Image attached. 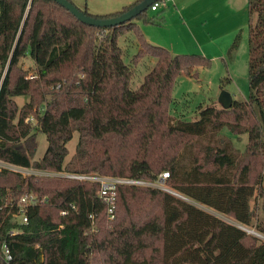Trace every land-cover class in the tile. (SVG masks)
<instances>
[{"label": "trees", "instance_id": "1", "mask_svg": "<svg viewBox=\"0 0 264 264\" xmlns=\"http://www.w3.org/2000/svg\"><path fill=\"white\" fill-rule=\"evenodd\" d=\"M124 1L107 16L82 11L117 17L144 0ZM248 10L249 99L229 109L200 105L199 118L187 121L173 113V89L181 75L197 78L211 60L151 44L139 23L162 26L160 13L145 11L104 29L54 0H0V161L149 183L168 172V188L186 198L119 185L111 214L97 182L1 169L0 264H264V241L241 228L264 235V0H248ZM131 34L139 47L132 63L142 56L154 61L136 89L119 41ZM27 59L34 74L23 67ZM20 97L27 99L23 106ZM225 129L247 136L245 152ZM39 132L48 141L41 160ZM76 133L75 154L66 162ZM27 194L44 202L29 207L22 224L15 215ZM4 245L13 260H6Z\"/></svg>", "mask_w": 264, "mask_h": 264}, {"label": "rangeland", "instance_id": "2", "mask_svg": "<svg viewBox=\"0 0 264 264\" xmlns=\"http://www.w3.org/2000/svg\"><path fill=\"white\" fill-rule=\"evenodd\" d=\"M80 10L87 11L89 14L97 16H107L112 13L121 11L125 6L124 0H70ZM225 8L217 11L216 15H209L211 34L216 39L211 45L206 46L207 38L198 33L191 32L190 28L184 27L186 22L179 21L176 16L170 14V9L175 8L173 2H167L160 6L159 10L165 12L167 24L162 28L153 25L141 23V30L147 40L154 45H159L167 49L174 55L201 54L211 60V67L200 69L197 78L181 75L173 89V98L176 103L172 106L173 113L177 117L187 121H195L199 118L198 107L200 105L207 106L211 102L217 107L221 106L218 101L222 91H228L232 98L237 101H245L250 97L249 82V10L248 0H224ZM150 15H154L149 10ZM182 22V23H181ZM185 24V25H184ZM183 25V26H182ZM190 31V32H188ZM234 33V36L232 37ZM237 35V36H236ZM238 38L236 48L234 38ZM206 40V41H205ZM120 45L125 50V61L132 67L133 88L136 89L143 81L145 75L154 66V61L147 56H142L138 62H133V57L139 52L136 38L133 34L124 38H120ZM178 52H172L168 46L173 44ZM165 43V44H164ZM147 47L144 46V49ZM24 69L30 74L36 72V65L31 59L24 60ZM27 99L17 98L19 106H23ZM224 136L229 139L234 148L240 152H245L248 144L246 135L240 139L231 133L228 129L223 131ZM79 134L76 133L74 138L68 144L69 155L66 162H69L76 151ZM37 153L36 159L41 160L47 151L48 141L46 135L39 132L37 134ZM173 191V190H172ZM175 192V191H173ZM259 204L262 200L257 196L252 201V209L255 215H259ZM208 212L215 214L222 219L232 222L231 219L220 216L212 209L205 208ZM250 235H253L264 241V235L257 232L254 228L244 227ZM252 232V233H251Z\"/></svg>", "mask_w": 264, "mask_h": 264}, {"label": "built area", "instance_id": "3", "mask_svg": "<svg viewBox=\"0 0 264 264\" xmlns=\"http://www.w3.org/2000/svg\"><path fill=\"white\" fill-rule=\"evenodd\" d=\"M174 0H159L151 7V11L156 12L159 10L160 6L167 2H173ZM1 169H10L15 172H20L26 176L28 175H46V176H64L80 181H90V182H97L100 184V197L104 199L107 203L111 204L112 207L110 209V213L113 214V195L119 185H136V186H148V187H155L159 188L165 192H173L168 186L166 185V181L170 177L168 172L163 173L156 183H149L141 180H134V179H121V178H108L99 175H66V174H56V173H47V172H37L33 170H26L18 167L11 166L9 164L3 163L0 161V170ZM44 200H40L37 196L33 194L24 195L21 198L19 203V211L15 215L19 222L22 224H27L29 222L27 209L31 206H37L40 203L42 204ZM75 208V207H73ZM68 212H63V215H67ZM114 218V216H111ZM4 256L7 261L13 260V255L10 251V248L7 245L3 247Z\"/></svg>", "mask_w": 264, "mask_h": 264}, {"label": "crops", "instance_id": "4", "mask_svg": "<svg viewBox=\"0 0 264 264\" xmlns=\"http://www.w3.org/2000/svg\"><path fill=\"white\" fill-rule=\"evenodd\" d=\"M232 1L234 4V0ZM223 2L225 1L224 0H174L173 5L175 8L170 9V11L168 12H170V14L174 13L176 19H178L179 21L184 20L186 22V25L184 24L185 25L184 27L186 29L188 26L191 29L190 30L191 32L193 33L196 32L198 33L197 35H201L203 38L204 36H206L207 38V41L205 40L206 46H209L211 45V42H215L216 39L211 34L212 30L210 29V22L208 16L216 15L217 11L223 10L225 8ZM153 13L154 15L160 13L161 17H165V22L163 23V27H164L168 22V20H166L167 18L165 16V12H161L160 10H158ZM139 24L141 27V23ZM156 27H160V26H156ZM160 28H162V26ZM233 36L234 33L232 37ZM175 43L176 42H174L171 45H168L167 43L165 46H168V48H170L172 52H178L174 45Z\"/></svg>", "mask_w": 264, "mask_h": 264}, {"label": "water", "instance_id": "5", "mask_svg": "<svg viewBox=\"0 0 264 264\" xmlns=\"http://www.w3.org/2000/svg\"><path fill=\"white\" fill-rule=\"evenodd\" d=\"M59 5H61L63 8L70 11L76 18H78L82 23H85L90 26L98 27V28H113L117 26H121L135 18H137L140 14H142L145 11H148L155 3H157L159 0H144L143 2L137 4L133 8H131L129 11H127L124 14H121L117 17H111V18H97L92 17L82 10H80L76 5H74L70 0H54ZM218 102L221 104V106L224 109H229L234 102V99L232 98L231 94L228 91H222L221 95L218 99ZM175 197H178L180 199L186 200V198L182 197L176 192H170ZM243 230L245 228L241 227ZM247 231V230H245ZM252 233V232H251Z\"/></svg>", "mask_w": 264, "mask_h": 264}]
</instances>
